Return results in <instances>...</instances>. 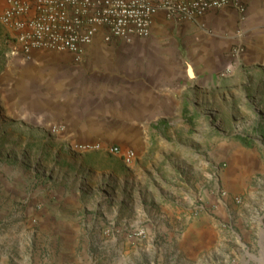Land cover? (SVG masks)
<instances>
[{
    "label": "rangeland",
    "instance_id": "374dc122",
    "mask_svg": "<svg viewBox=\"0 0 264 264\" xmlns=\"http://www.w3.org/2000/svg\"><path fill=\"white\" fill-rule=\"evenodd\" d=\"M7 30L0 21V264H264V88L236 85L205 110L202 154L184 167L138 173L135 159L93 155L107 144L81 148L96 142L27 119L14 94L26 61ZM181 182L193 201L177 207Z\"/></svg>",
    "mask_w": 264,
    "mask_h": 264
},
{
    "label": "crops",
    "instance_id": "0c3cea01",
    "mask_svg": "<svg viewBox=\"0 0 264 264\" xmlns=\"http://www.w3.org/2000/svg\"><path fill=\"white\" fill-rule=\"evenodd\" d=\"M236 44L244 47L238 59L232 53ZM21 58L22 86L14 94L28 108L27 119L56 127L72 141L132 148L138 173L155 161L178 170L188 163V152L202 154V135L209 131L205 110L214 113V106L229 103V88L236 85L264 88V0H247L243 16L231 7L209 10L194 21L157 12L149 36L106 44L98 34L80 61L62 51L35 50ZM105 151L93 155L102 159ZM113 158L123 162L118 154ZM179 188L183 196L172 202L191 204L182 182ZM155 189L160 192L161 185Z\"/></svg>",
    "mask_w": 264,
    "mask_h": 264
},
{
    "label": "built area",
    "instance_id": "2783aa9c",
    "mask_svg": "<svg viewBox=\"0 0 264 264\" xmlns=\"http://www.w3.org/2000/svg\"><path fill=\"white\" fill-rule=\"evenodd\" d=\"M247 0H4L0 21L8 29L7 41L25 58L35 51L71 52L75 60L84 56L86 46L99 34L101 41L131 43L134 37L151 33L153 16L162 12L176 21H194L209 10L226 7L242 16ZM12 46V45H11ZM242 45L233 46L237 55ZM54 130H57L54 127ZM99 148V143L80 145ZM104 149L126 162L135 159L132 148L107 144Z\"/></svg>",
    "mask_w": 264,
    "mask_h": 264
},
{
    "label": "water",
    "instance_id": "95a60500",
    "mask_svg": "<svg viewBox=\"0 0 264 264\" xmlns=\"http://www.w3.org/2000/svg\"><path fill=\"white\" fill-rule=\"evenodd\" d=\"M187 73L190 77L193 76V70L190 64L187 65Z\"/></svg>",
    "mask_w": 264,
    "mask_h": 264
},
{
    "label": "trees",
    "instance_id": "16d2710c",
    "mask_svg": "<svg viewBox=\"0 0 264 264\" xmlns=\"http://www.w3.org/2000/svg\"><path fill=\"white\" fill-rule=\"evenodd\" d=\"M243 142H245V141H243Z\"/></svg>",
    "mask_w": 264,
    "mask_h": 264
}]
</instances>
